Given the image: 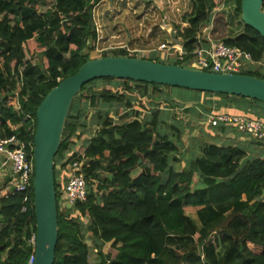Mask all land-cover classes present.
Instances as JSON below:
<instances>
[{
  "label": "trees",
  "instance_id": "1",
  "mask_svg": "<svg viewBox=\"0 0 264 264\" xmlns=\"http://www.w3.org/2000/svg\"><path fill=\"white\" fill-rule=\"evenodd\" d=\"M40 1L0 0V137L15 136L11 146L23 143L28 149L37 107L47 93L90 60V51L104 47L95 17L103 0H50L44 14L38 12ZM187 1L181 22L172 27L183 40L185 54L166 62L184 67L198 46V35L214 24L218 6L216 0ZM223 2V8L238 16L242 29L221 41L249 52L254 67L264 64V38L240 20L241 0ZM157 31L163 33L159 23L146 39ZM29 42L42 48L44 62H35ZM115 51L112 55L129 56L124 49ZM97 53L94 58L111 55ZM155 55L146 59L162 62ZM260 67L244 74L264 79ZM100 79L112 82L116 91L101 89L106 110L93 115L96 131L82 148L89 160L84 167L86 199L67 211L58 205L56 165L75 146L72 136L80 138L86 130L87 106L75 99L89 90L91 81L73 99L54 158L58 237L53 264H264V157L248 156L238 145L213 142L200 144L197 154L183 160L178 154L184 125L160 109L161 104L165 109L177 104L158 93L169 86ZM181 90L187 94L178 97L180 103H191L185 110L203 120L212 109L264 120V103L256 99L204 92L222 97L213 102L201 99V91ZM92 91L88 105L95 107ZM142 98L149 104L135 108L134 102ZM113 105L124 109L118 106V121L109 116ZM182 161L184 166L177 168ZM33 197L30 187L0 198V264H27L33 252ZM186 208L196 209V219ZM87 233L93 238L95 262L89 260ZM105 244H110L108 253Z\"/></svg>",
  "mask_w": 264,
  "mask_h": 264
},
{
  "label": "water",
  "instance_id": "2",
  "mask_svg": "<svg viewBox=\"0 0 264 264\" xmlns=\"http://www.w3.org/2000/svg\"><path fill=\"white\" fill-rule=\"evenodd\" d=\"M240 19L264 38V0H241ZM108 77L242 96L264 103V79L246 74L216 73L121 55L97 57L83 63L74 74L53 87L36 110L32 145L36 238L32 264L54 262L58 237L54 158L70 106L84 84Z\"/></svg>",
  "mask_w": 264,
  "mask_h": 264
},
{
  "label": "rangeland",
  "instance_id": "3",
  "mask_svg": "<svg viewBox=\"0 0 264 264\" xmlns=\"http://www.w3.org/2000/svg\"><path fill=\"white\" fill-rule=\"evenodd\" d=\"M149 2L146 4L142 0H103L99 5L96 6V26L100 30V35L102 34V38L100 40L102 42V46L108 48L109 46H117L119 44L128 45L131 48H138V49H152L156 48L161 42L166 41L167 35L165 33V23L171 24L173 27V23L181 22V15L187 8L188 1L187 0H148ZM218 3V0H217ZM221 3L224 4L223 0ZM51 6L50 0H42L39 2V6L37 4L38 12L44 14ZM233 11L226 9V6L222 8V11L218 12L215 16L214 24L212 28H218L217 31L219 34H215V38L220 40L222 38L233 36L235 33L239 32L242 29V23L239 22V19L234 15ZM241 20V19H240ZM149 23V24H148ZM159 23L162 32H156L152 36L146 37L149 35L152 27L155 24ZM145 25H147L145 27ZM173 29V28H172ZM228 29L230 31H228ZM165 33V34H164ZM29 48L33 52V56L35 58V62L41 61L44 62V58L42 57L41 51L42 48H39L35 42H29ZM109 50L106 51L107 54H115L117 51ZM165 52V51H164ZM98 53L96 50L90 51L88 53V58L96 57ZM127 54V53H126ZM128 55V54H127ZM130 56L138 55V57L146 58V54L135 53L129 54ZM151 56V54H149ZM154 58L161 60L162 62H171L172 59L171 55H167L166 58H161L160 54H156ZM260 64V63H259ZM261 66V65H259ZM259 66L255 67L256 70ZM246 73V72H244ZM89 90L83 91L81 96L79 95L76 97L75 101L79 100L80 106L86 105V112L84 117L87 120V127L83 136L76 139V136H72V138L76 141L75 147L77 146H84L85 143L84 137H90L93 132L96 131V126L93 124V115L96 114V111L100 109L101 111H105L106 108L101 105V98L99 95L101 93V89L106 87L110 88L112 91H116V88L112 86V82L104 81L103 79H94L91 80ZM93 90V91H92ZM117 90H120L118 88ZM96 94L97 97V105L95 107H91L88 105L89 102V95L91 93ZM159 95L161 97L168 98L175 103L176 105H172V108L169 109V112H173V116L176 118H180L179 121L186 122L185 131L182 136V142L180 145L179 150V157L183 160L189 159L192 155L197 154L198 146L204 142L209 143L211 139L208 137V131L210 127L207 126L206 121L201 120V118H194L191 113L185 112L183 108L179 106H189L191 103H180L178 97L184 96L185 93L179 87H162L159 89ZM201 94H205L202 92ZM147 98H142L134 102V107L140 109V104L143 106L148 103ZM122 109L120 105H113L110 111V117L114 119V121L120 120V115L117 110ZM165 104L160 105V109H165ZM149 107V106H147ZM121 111V112H122ZM143 115L145 111L141 110ZM70 112V111H69ZM117 112V114H116ZM196 119L200 120L197 121ZM184 124V123H183ZM67 131L68 129L65 128ZM79 132V130H78ZM72 140V139H71ZM73 141V140H72ZM74 141V142H75ZM59 166V164H57ZM182 165H177V168H180ZM61 168V166H59ZM64 170L66 168L63 167ZM64 179V178H63ZM196 180V179H195ZM64 183V180H63ZM186 213L193 218L196 219V209L195 208H186ZM84 224H86V219L82 220ZM86 243L90 246L89 249V260L91 262H95L98 260L97 254L93 248V238L91 237L90 233L86 234ZM110 249V244H105L103 251L108 253Z\"/></svg>",
  "mask_w": 264,
  "mask_h": 264
},
{
  "label": "built area",
  "instance_id": "4",
  "mask_svg": "<svg viewBox=\"0 0 264 264\" xmlns=\"http://www.w3.org/2000/svg\"><path fill=\"white\" fill-rule=\"evenodd\" d=\"M221 6H223V3L218 0V9H221ZM165 25L167 39L156 48L138 49L119 44L108 48H105V46L102 48L97 47L96 52L124 49L128 55L141 53L142 55L146 54V57H148L149 54L154 52L160 54L162 59L166 58L168 54L171 55L172 59H180L185 54L183 40L174 33L171 24L165 23ZM96 30L99 32V28H96ZM198 42L187 67L216 73L234 74H244V72L252 71L255 68L251 54L237 46L226 44L223 41L211 42L208 46H203L200 41ZM134 57H138V55H134ZM260 68L264 73V64H261ZM205 121L206 124L211 126H232L249 138L264 143V120L262 119L250 118L244 114L211 111L207 114ZM15 140V136L0 137V198L12 195L15 192H26L32 187L34 177L32 146H29V149L23 143L19 146H11L15 143ZM72 140L75 141L73 138ZM83 147L74 146L66 151L63 159L58 163L61 168L56 165L57 170L62 169L63 163L66 166L63 173L64 183L62 189L59 190L58 199V205L62 211L73 209L77 202L86 199L87 186L84 167H87L89 160L85 156ZM24 200L26 201L27 197ZM25 209V206L22 207V211H25ZM73 213L77 214V211L74 210ZM35 238L34 233L29 239L33 252L27 264H32L34 261Z\"/></svg>",
  "mask_w": 264,
  "mask_h": 264
},
{
  "label": "crops",
  "instance_id": "5",
  "mask_svg": "<svg viewBox=\"0 0 264 264\" xmlns=\"http://www.w3.org/2000/svg\"><path fill=\"white\" fill-rule=\"evenodd\" d=\"M217 1V0H216ZM219 7L217 6L216 9H214V13H217L222 11L223 6H221V9H218ZM218 28H212V25L207 26L206 28H204L202 30V32L198 35V41L201 42V44L203 46H208L211 42H216V41H220V40H214L215 39V34H219V32L217 31ZM205 42V43H204ZM201 99H207V100H211L213 102H220L221 101V96L218 94H212V95H205V94H201ZM203 100H200V102H202ZM180 108H183L185 110V108L183 106H179ZM171 109V108H169ZM168 108L167 109H162V113L163 115H169L170 117H173V112H169ZM212 111H216L215 109H212ZM188 113H191L194 118H201L199 115H197L196 113L190 112V111H186ZM209 114V113H207ZM112 117V116H111ZM207 117V115H206ZM206 117L203 121L206 120ZM177 120L180 118H176ZM197 121H200L198 119H196ZM184 123V124H183ZM182 124L184 125V128H182V136L184 134L185 131V125L186 122H183ZM207 126H209V129H206V131H208V137L211 139V142L209 143H217V144H233V145H238L242 148H244L248 154V156L251 157H257V156H262L264 157V143L261 142H257L251 138H249L247 135L238 132L235 128H233L232 126H223V125H217V126H211L209 124H207ZM83 136V135H82ZM84 144L86 145L87 140H89L90 137H84ZM182 139V137H181ZM206 143V142H204ZM184 166V161H182V165L180 167ZM64 170L63 169H59V173L56 177L57 182L60 184V190L62 189L63 186V178H64ZM63 211H67V210H63ZM188 215V214H187ZM190 216V215H189ZM191 218H193L192 216H190ZM195 219V218H193Z\"/></svg>",
  "mask_w": 264,
  "mask_h": 264
}]
</instances>
